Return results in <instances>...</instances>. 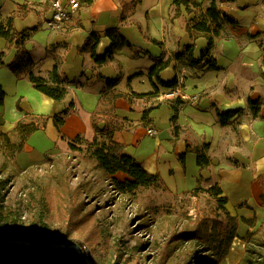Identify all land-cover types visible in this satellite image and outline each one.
I'll return each mask as SVG.
<instances>
[{
    "label": "crops",
    "instance_id": "1",
    "mask_svg": "<svg viewBox=\"0 0 264 264\" xmlns=\"http://www.w3.org/2000/svg\"><path fill=\"white\" fill-rule=\"evenodd\" d=\"M53 1L0 0V23H5L19 5L31 8L25 17L13 20V30H31L25 48L34 62L35 75L49 79L56 65L64 79L66 95L72 97L69 111L60 122L55 119L68 106L55 115H43L50 97L36 90L26 76L16 77V90L25 97H19L18 108H0V127L7 118L11 129L18 119L16 126L27 120L36 123L27 141L42 152L72 138L92 140L104 134L121 143L125 153L143 167L148 163L129 148L137 150L144 135H165L166 142L156 139L153 154L171 148L182 166L195 159L199 177L194 188L200 180L212 178L231 213L241 211L239 217H249L254 212L259 215V209H264L260 204V176L254 179L252 173L256 162L264 157V74L257 79V74L244 66L241 54L227 45L233 40L242 44L244 38L264 35V24L259 23L264 19V0H189L191 13L182 4L176 7L174 0H140L126 21L120 19L117 0H78L77 10L63 28L51 30L46 21L53 12ZM211 3L221 19L218 34L208 49L207 39H190L185 26L189 19L205 15ZM159 4L168 6L164 9ZM126 25L138 27L143 35L139 42L128 37ZM250 28L258 30L252 32ZM106 37L111 39V46L98 54L102 43L107 44ZM176 48L181 50L173 51ZM92 50L96 58L110 53L104 62L97 63ZM0 52L1 65L8 66L17 52L15 42L8 45L0 37ZM155 65L159 69L151 72ZM172 80V87L161 84ZM2 82L0 79L3 87ZM169 87L194 94L196 99L166 97ZM250 87L255 95L248 96V107L234 104ZM227 112L231 115L218 117V113ZM94 114L100 118L98 126L105 127L99 134L92 125ZM147 127L155 128L157 133L148 134ZM45 144L51 147L45 149ZM197 150L209 159L203 169L196 161Z\"/></svg>",
    "mask_w": 264,
    "mask_h": 264
},
{
    "label": "rangeland",
    "instance_id": "2",
    "mask_svg": "<svg viewBox=\"0 0 264 264\" xmlns=\"http://www.w3.org/2000/svg\"><path fill=\"white\" fill-rule=\"evenodd\" d=\"M175 23L179 26V20ZM126 26L128 37L139 42L143 35L138 27ZM1 64L6 95L0 108H18L22 94L16 90V76ZM36 126L27 120L11 129L7 118L0 127L1 239L32 231L37 237L76 241L85 250L81 255L86 264H239L245 254L244 234L264 226V209L249 217H239L241 211L231 213L216 196L214 179L200 180L194 188L199 177L195 159L182 166L171 148L153 154L156 139L166 142L165 135H144L137 150L129 148L145 159L144 168L159 179L130 188L124 184L131 179L128 175H110L98 165L94 151L106 141L104 134L98 135L96 143L78 137L50 149L45 144L48 150L42 152L27 141ZM228 214L236 217L238 226L228 253L218 259L203 245L226 230ZM254 215V227L241 219ZM188 232L195 234L193 239L183 238Z\"/></svg>",
    "mask_w": 264,
    "mask_h": 264
},
{
    "label": "trees",
    "instance_id": "3",
    "mask_svg": "<svg viewBox=\"0 0 264 264\" xmlns=\"http://www.w3.org/2000/svg\"><path fill=\"white\" fill-rule=\"evenodd\" d=\"M121 6L120 19L126 21L128 17L132 14L133 10L138 6L140 0H117ZM176 7L179 5H184L188 13H191L189 0H174ZM31 8L27 4L19 5L17 10L13 11L7 18L5 23H0V37H3L8 45L15 42L17 47L16 55L13 61L8 64V68L13 72L16 77L26 76L30 82H32L33 87L42 92L43 94L53 98L55 100H61L65 97L67 93V88L64 84V79L61 78L57 71L56 65L50 72L49 79L37 76L33 73L32 68L34 62L25 48V42L30 35L31 30H22L21 32H14L13 30V20L16 17H25ZM220 12L214 3H211L207 8L205 15L201 17H194L189 19L186 23L185 29L190 36V39H195L199 36H203L208 41V49L212 47L214 36L218 34L220 29ZM138 25V24H137ZM139 28H141L138 25ZM107 34L114 38L111 32ZM96 40L94 42V46ZM87 46V44H86ZM93 46V49H94ZM108 51L104 57L96 58L94 50H92V55L97 63H102L107 59ZM2 52H0V63ZM160 66L155 65L151 69V72L157 71ZM175 82H162L164 86L173 85ZM54 84L55 86H50ZM5 91L0 85V106L4 103ZM69 105L66 110L61 114V117L56 118V122L62 121L65 115L69 111ZM231 115V112L224 114L218 113L219 118H225ZM100 118L95 114L92 116V125L96 134L101 133L105 130V127H99L98 122ZM113 126L107 132L114 129ZM98 136H94L92 139L93 143H96ZM96 160L100 168L107 174H115L116 172H123L128 175L130 180L124 184L130 188H136L137 186H145L157 183L159 181L156 174L148 172L139 162L135 160L129 154L124 151V146L112 140L109 136L106 137V141L100 143L94 151ZM196 161L200 169H203L209 164V159L201 150L196 151ZM261 186L260 192V204L264 206V175L258 178ZM214 192L216 196L220 197V201L224 205L226 203V198L221 196V189L213 185ZM226 230L221 234H215L216 237L211 236L206 239V243L203 245L204 250H211L216 252L218 259L223 258L229 251L230 244L236 234L237 230V219L236 217L228 214ZM245 224L250 227H254L256 223V216L251 218H241ZM42 231V230H40ZM38 234L40 232H37ZM195 234L193 232H188L183 235L186 240L193 239ZM20 237L10 238L17 241H3L0 242V264H86L81 253L78 252L72 246H65L68 242H65L62 238H54L48 235L44 237L35 236V232H29L25 235H19ZM178 238L177 240H180ZM243 239L245 241V254L241 258L239 264H264V226H260L255 231L248 230ZM4 239H1L2 241ZM175 240V241H177ZM71 242V241H70ZM81 246V244H79ZM88 255V254H87ZM86 256L87 259L89 257ZM97 264V263H93Z\"/></svg>",
    "mask_w": 264,
    "mask_h": 264
},
{
    "label": "clouds",
    "instance_id": "4",
    "mask_svg": "<svg viewBox=\"0 0 264 264\" xmlns=\"http://www.w3.org/2000/svg\"><path fill=\"white\" fill-rule=\"evenodd\" d=\"M259 23L264 24V19H261ZM249 30L255 32L258 29L250 28ZM106 40H107V44L102 43V47L101 49L98 50V54L99 52L103 51L104 47L111 46V39L106 37ZM227 47L241 54V56L243 57L244 66L255 72L257 74V79L260 78V74H264V35L259 36L255 39L244 38V42L242 44H240L236 40H233L231 44L227 45ZM179 50L181 49L178 48L173 49V51H179ZM137 70L140 69L137 68ZM72 78L74 80L78 79L77 76H73ZM50 86L54 87L55 85L52 84ZM249 95H255L251 87L247 90V92L244 95L238 96L233 101V103L236 104L237 106L248 107L247 99ZM49 99H50V103L47 105V110L45 113H43V115L52 116L55 115L56 113L63 111L68 106V102L70 99H72V97L65 95L64 99L60 102H57L53 98H49ZM19 122L20 121L18 119L16 121V124H13V128H15ZM262 161H264V157H261V160L257 161L255 164V168L252 173L254 179L258 178L261 175H264V162ZM70 243H72L73 247L76 250L80 251L81 254H84L85 250L80 248L78 242L71 241Z\"/></svg>",
    "mask_w": 264,
    "mask_h": 264
},
{
    "label": "built area",
    "instance_id": "5",
    "mask_svg": "<svg viewBox=\"0 0 264 264\" xmlns=\"http://www.w3.org/2000/svg\"><path fill=\"white\" fill-rule=\"evenodd\" d=\"M78 6V0H67L66 3H63L62 0H54L53 12L46 21L47 28L51 30L62 29L64 24L71 19L72 14L77 10ZM170 87L168 88L169 91L165 93L166 97H173L179 100L187 101H194L196 99V95L194 94H189L177 87ZM146 131L150 135H154L157 133V130L153 127H147Z\"/></svg>",
    "mask_w": 264,
    "mask_h": 264
},
{
    "label": "water",
    "instance_id": "6",
    "mask_svg": "<svg viewBox=\"0 0 264 264\" xmlns=\"http://www.w3.org/2000/svg\"><path fill=\"white\" fill-rule=\"evenodd\" d=\"M3 241H17V240H15V239H7V240H2L0 242H3ZM70 245H72V243L69 242L65 246H70Z\"/></svg>",
    "mask_w": 264,
    "mask_h": 264
}]
</instances>
